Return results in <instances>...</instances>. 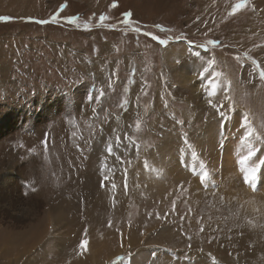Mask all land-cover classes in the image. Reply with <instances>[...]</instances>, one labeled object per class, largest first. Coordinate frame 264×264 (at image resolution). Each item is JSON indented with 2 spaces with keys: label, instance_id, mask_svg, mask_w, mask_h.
I'll return each instance as SVG.
<instances>
[{
  "label": "rangeland",
  "instance_id": "rangeland-1",
  "mask_svg": "<svg viewBox=\"0 0 264 264\" xmlns=\"http://www.w3.org/2000/svg\"><path fill=\"white\" fill-rule=\"evenodd\" d=\"M110 1L0 0L9 18L0 19V153L9 151L0 158V229L34 227L0 264H264V0L236 14L240 0H119L137 25L185 34L163 46L53 20L66 6L102 23ZM206 37L231 51L189 43L208 45ZM245 117L255 155L242 165ZM7 157L14 167L53 160L47 174L58 177L47 184L59 199L36 186L27 194L30 178Z\"/></svg>",
  "mask_w": 264,
  "mask_h": 264
},
{
  "label": "trees",
  "instance_id": "trees-1",
  "mask_svg": "<svg viewBox=\"0 0 264 264\" xmlns=\"http://www.w3.org/2000/svg\"><path fill=\"white\" fill-rule=\"evenodd\" d=\"M120 1L124 2V0H120ZM121 2H119V0L118 1L112 0L109 2V7H108V10L105 12L106 14L104 16L102 23H100V21H99L100 19L97 18V16H91V15H86V14H82V15L77 16L78 13H76V12L67 13V11H69V10H68V7H66V6H65L66 10H65L64 14H62L61 6H59L60 9H57V13L54 12L58 15H56L54 17L56 19H58V17H64V21L63 20H60V21L70 23L72 21L71 18L76 16L75 17L76 25L83 26V27H89L91 30H94V31L98 30L101 32H108V28H111V27L113 30L117 31L116 33H126V31H127V32L131 33V35H134L135 37H137V39L143 38L140 40L143 41L144 43L146 41H148V43L152 46H156V45L157 46H163L159 43L158 40H153L152 36H156L159 39L166 40L167 43H169L172 40H187L185 38V34L176 25H172V24H168V23H164V22L151 23V22H146L142 19H135V20L139 21V23L137 25L135 22L129 20L131 18V15H132L129 12V9L120 10L121 9ZM238 3H240V1L236 2V5ZM236 5L232 9V12L234 14L238 13L239 10H245L246 6H247V4L245 3L242 7L233 11L236 8ZM126 14H130V15L126 16ZM50 15H53V12ZM125 18H127V20H128L127 24L124 23ZM89 21L94 22L93 27ZM133 24H135V25H133ZM132 28H135V29L139 28L140 31L137 32L135 29L133 30ZM73 31L77 32L75 30H73ZM86 31H87V29H86ZM145 33H151V35H145ZM206 39L208 40V43H209L208 45H204L201 42V40H200V42H197V43L192 42V41H189V43H190V45H195V46L199 45V47L203 48V49H207V50L211 49L216 53L220 52V54L222 52H224L226 49H229V51H231L230 50L231 47L225 46V44H223L222 42H215L213 39H210L209 37H206ZM210 44L213 45V48L209 47ZM235 58H236L237 62L245 63V61H246V57L243 55L235 56Z\"/></svg>",
  "mask_w": 264,
  "mask_h": 264
},
{
  "label": "bare ground",
  "instance_id": "bare-ground-1",
  "mask_svg": "<svg viewBox=\"0 0 264 264\" xmlns=\"http://www.w3.org/2000/svg\"><path fill=\"white\" fill-rule=\"evenodd\" d=\"M15 3H16V1H14ZM13 2V3H14ZM18 2H20V0H18ZM259 2V1H258ZM14 3V4H15ZM101 70V69H100ZM96 71H97V69H96ZM99 71V70H98ZM101 72V71H100ZM98 73V72H97ZM102 73V72H101ZM101 73H100V75H98L97 74V76L98 77H101ZM1 85V84H0ZM93 96H96V95H93ZM81 104V103H80ZM75 106V105H74ZM77 106V105H76ZM82 106V105H81ZM84 107H88V103H85V105H84ZM83 108V107H82ZM85 109V108H84ZM88 112V111H87ZM1 116V115H0ZM15 124V123H14ZM13 124V125H14ZM69 124V125H68ZM66 125L68 126L67 127V129H69V126H70V121L69 122H67L66 123ZM44 129V128H43ZM44 130H47V129H44ZM43 130V131H44ZM48 131V130H47ZM72 137H74V138H78L77 136H76V134H75V131H73L72 133ZM232 145L231 144H229V145H227V147H226V149H225V151H224V154H227V162L228 163H230L232 160H233V158H231L230 156H229V154L230 153H232L233 154V150H230V153H229V151H228V149L229 148H232L231 147ZM56 148H51V150L49 151V152H52L54 155H56L55 156V160L57 159V157L58 156H61V154H60V151L59 150H55ZM100 153L103 155L102 157H101V161H98L100 164H104V166L106 167V162H107V159H108V155H107V152H104V154H103V152L102 151H97V154H99L100 155ZM9 154V151H6L5 153H4V155H2V153H0V158H4V157H6L7 155ZM109 154V153H108ZM231 154V155H232ZM100 156H97L96 157V159L98 160V158H99ZM5 160H8V162H11V163H9L10 164V166H12V168H16L17 166H15L14 167V165H13V163H15L14 162V160L11 158V157H7ZM1 161V160H0ZM39 161V160H38ZM38 161L37 160H33V161H31L29 164H28V166H29V171H25V169H24V167H28V166H25V164L24 165H22L21 166V164H20V167H17V169L22 173V174H24L25 175V179L27 178V177H29L30 178V180H31V187H30V185H29V189L27 190V186L25 187V192L27 193V194H30L31 193V190H32V188H34V186H36L35 187V190H37V193H43L44 195H45V197H47V199L48 200H55V199H59V197L57 196V194H54V193H52V194H50L49 193V191H50V189H52V186H50V185H48L47 184V180H49V179H52V178H57L58 176H55V175H52L53 173L52 172H50V175H48L47 173H49V171L51 170V168H52V164H51V161H53V160H47V158H44L43 159V163L42 162H40V164L38 163ZM54 162V164H55V167L57 168V167H59V168H61L62 167V165H59V164H61V161L60 160H56V161H53ZM36 163V164H35ZM1 164V163H0ZM38 164V165H37ZM100 166V165H99ZM17 172V171H16ZM18 184V181L16 180V178H14V180L11 182V184H9V185H7V187H9V192H11V191H13L14 189H16V185ZM15 193V192H14ZM55 196H54V195ZM60 194V193H59ZM61 196V195H60ZM14 197V196H13ZM9 202H10V200L9 199H7L6 200V203L7 204H9ZM13 202H14V200H13ZM59 202H62L61 200L59 201ZM1 203V202H0ZM3 204V203H2ZM50 208V212H52V211H54V207H49ZM52 209V210H51ZM9 214V211H7V215ZM83 214H84V212H83ZM83 214H81L82 215V217H84V215ZM11 216V215H10ZM67 217V216H66ZM60 219H62V218H60ZM63 220V219H62ZM56 223H60V221H59V218L58 217H56V221H55ZM67 223V222H66ZM30 227H27L26 229L28 230V228H29V230L30 231H32V230H34V227L33 228H31V225H29ZM34 226V225H33ZM41 227H42V225H39V226H37V227H35L39 232H41L42 233V230H41ZM31 228V229H30ZM47 228V227H46ZM26 229H24V231H19V232H8L7 230H8V228L7 229H5V227L3 228V229H0V259H1V256H2V252H4L5 251V253L7 252V253H9V255L13 252V249L15 248L12 244L14 243V242H18V240H20L22 243H23V245H21V246H25V245H27L28 244V240L27 239H25V238H23L22 236L24 235V236H27L28 235V232H30V231H27ZM40 229V230H39ZM37 231V232H38ZM37 234V233H36ZM45 234H46V232H45ZM39 236V235H38ZM37 236V237H38ZM41 236V235H40ZM44 236V235H43ZM169 240V237L168 238H166V239H164L163 240V242H166V241H168ZM41 241V240H40ZM168 243V242H167ZM30 245V244H29ZM6 247V250L5 249H1V247ZM8 246H9V248H8ZM32 247V246H31ZM4 253V254H5ZM23 253V252H22ZM26 254V253H25ZM25 254H23V255H25ZM10 258H12V257H10ZM9 258V259H10ZM23 258V256L21 255L20 257H19V259H18V262L19 261H21V259ZM6 259H8V257L6 258ZM6 259H4V260H6ZM8 259V260H9ZM27 263V262H26ZM4 264V263H3Z\"/></svg>",
  "mask_w": 264,
  "mask_h": 264
},
{
  "label": "snow or ice",
  "instance_id": "snow-or-ice-1",
  "mask_svg": "<svg viewBox=\"0 0 264 264\" xmlns=\"http://www.w3.org/2000/svg\"><path fill=\"white\" fill-rule=\"evenodd\" d=\"M246 2H247V0H240V3H238V4L236 5V8H235L233 11H235L236 9H239L240 7H242ZM114 6H115V5H114ZM129 15H130V14H126V16H129ZM0 19H2V20H7V19H9V18H8V17H0ZM101 19H103V17H102ZM53 20H55V17H53ZM37 22H38V23H41V24H44V23H47L48 21L40 20V21H37ZM71 22H72V23H75V18H73ZM124 23H125V24L128 23L127 18H125ZM158 27H159V26H158ZM135 30H136L137 32L140 31L139 28H136ZM145 35H151V33H145ZM152 39H153V40H158L159 43H160L161 45H166V44H167V41H166V40L159 39V38L156 37V36H152ZM197 55H199V54L197 53ZM209 66H211V62H209ZM260 75H261V78L264 79V72H261ZM217 87H218V85H216V84H213V85H212V89H213V90H212L211 92H209V96H212V95L215 94V91H216V88H217ZM101 95H102V93H101ZM97 99H99V97H97ZM209 103L211 104V101H209ZM212 106L215 107V105H212ZM220 115H221V117L223 118V116H224L225 114L221 112ZM247 125H248V121H247V118L245 117L244 120L242 121V127H246L247 130L244 131L243 136L240 138V142H241L242 144L247 145L249 150H248V152H247V155H245V156H243V157L241 158V161H240V162H241L242 165H243L246 161L250 160V159L255 155V152L252 150V145L249 143L250 138L253 136V130H252L251 127H247ZM256 138H257L258 140L260 139L259 136H257ZM188 147L191 148L192 146H191V145H188ZM109 151H111V148H109ZM192 155H193V157L196 156L195 151L192 152ZM261 163L264 164V161H261ZM201 167H203V165H201ZM256 170H257V168H256L255 166L252 167L251 171L245 169V176H244L245 182H249V181H254V180H255V172H256ZM207 176H208V172L205 171V172L203 173V175L200 176V180H201V181H204L205 178H206ZM85 243H86V241H82V242H81V247H83Z\"/></svg>",
  "mask_w": 264,
  "mask_h": 264
},
{
  "label": "flooded vegetation",
  "instance_id": "flooded-vegetation-1",
  "mask_svg": "<svg viewBox=\"0 0 264 264\" xmlns=\"http://www.w3.org/2000/svg\"><path fill=\"white\" fill-rule=\"evenodd\" d=\"M64 6V5H63ZM59 9H60V7H59Z\"/></svg>",
  "mask_w": 264,
  "mask_h": 264
}]
</instances>
